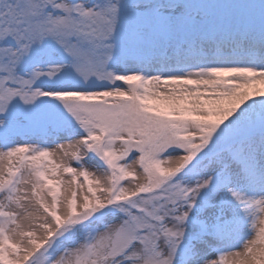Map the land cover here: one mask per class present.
I'll return each instance as SVG.
<instances>
[{"label": "snow or ice", "instance_id": "obj_1", "mask_svg": "<svg viewBox=\"0 0 264 264\" xmlns=\"http://www.w3.org/2000/svg\"><path fill=\"white\" fill-rule=\"evenodd\" d=\"M0 264H264V0H0Z\"/></svg>", "mask_w": 264, "mask_h": 264}]
</instances>
